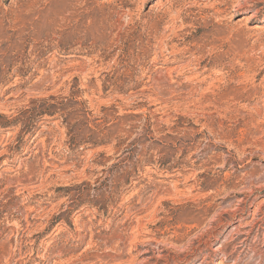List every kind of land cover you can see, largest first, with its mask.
<instances>
[{
	"label": "rangeland",
	"instance_id": "1",
	"mask_svg": "<svg viewBox=\"0 0 264 264\" xmlns=\"http://www.w3.org/2000/svg\"><path fill=\"white\" fill-rule=\"evenodd\" d=\"M0 264H264V0H0Z\"/></svg>",
	"mask_w": 264,
	"mask_h": 264
},
{
	"label": "bare ground",
	"instance_id": "2",
	"mask_svg": "<svg viewBox=\"0 0 264 264\" xmlns=\"http://www.w3.org/2000/svg\"><path fill=\"white\" fill-rule=\"evenodd\" d=\"M221 263V262H220Z\"/></svg>",
	"mask_w": 264,
	"mask_h": 264
}]
</instances>
